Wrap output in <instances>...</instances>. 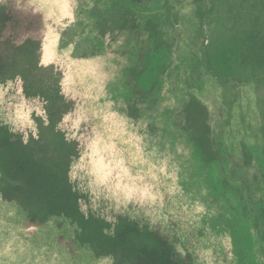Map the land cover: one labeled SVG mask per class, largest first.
Instances as JSON below:
<instances>
[{
	"label": "trees",
	"instance_id": "1",
	"mask_svg": "<svg viewBox=\"0 0 264 264\" xmlns=\"http://www.w3.org/2000/svg\"><path fill=\"white\" fill-rule=\"evenodd\" d=\"M12 1L0 0V92L5 90L0 104V199L16 205L29 224L54 221L57 229L70 232L71 247L108 258L110 264H198L195 249L183 246L176 232L155 226L147 217L103 215L76 184L71 172L88 136L86 127L71 134L76 101L63 90L62 73L42 61L50 18L35 3L22 12ZM173 1L182 0H113L99 15L102 39L107 47L114 42L113 51L126 59L106 95L133 121L148 116L152 123L161 116L179 124V135L202 167L234 171L237 162L223 150V128L232 114L235 87L248 81L264 85V0H190L201 44L198 53L189 51L179 61L173 57L177 44L168 33L181 11ZM38 27H43L41 34ZM206 78L219 88L217 111H226L215 123L198 93ZM259 115V151L239 143L246 166L264 163L261 109ZM217 123H223L222 129H215ZM222 177L218 174L220 185L227 182ZM239 209L248 210L246 205ZM233 254L243 264V256L235 249Z\"/></svg>",
	"mask_w": 264,
	"mask_h": 264
},
{
	"label": "rangeland",
	"instance_id": "2",
	"mask_svg": "<svg viewBox=\"0 0 264 264\" xmlns=\"http://www.w3.org/2000/svg\"><path fill=\"white\" fill-rule=\"evenodd\" d=\"M112 1H12L22 12L35 3L50 18L42 61L54 64L62 73L63 90L76 101L71 134L86 127L88 136L82 156L72 168V178L91 196L97 212L109 217L118 212L147 217L155 226L176 232L183 246L195 249L198 264H237L234 249L243 256V264H264V206L259 207V203L264 205V163L244 165L239 147L245 141L259 151L264 85L248 81L235 87L232 114L225 118L223 128V150L233 155L237 168L222 172L202 167L179 135V124L161 116L152 123L148 116L133 121L109 101L106 89L118 80L121 63L126 62L113 51L114 42L107 47L97 25L99 15ZM173 3L181 11L179 22L168 27V33L177 44L173 57L179 61L189 51L198 53L201 38L191 1ZM37 32L41 34L43 27ZM212 83L206 78L198 93L211 108L215 123L226 111H217L219 88ZM4 95L2 90L0 104ZM222 124L213 125L219 130ZM221 173L227 182L220 185ZM239 205L248 210L241 211ZM186 238L193 239L188 244ZM71 244L70 232L57 229L54 221L29 224L16 205L0 199V264H110L108 258L97 259Z\"/></svg>",
	"mask_w": 264,
	"mask_h": 264
}]
</instances>
